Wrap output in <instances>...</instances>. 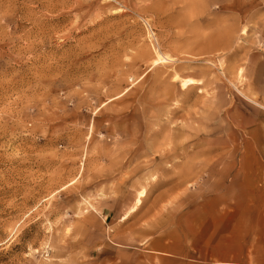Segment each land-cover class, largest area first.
<instances>
[{
    "label": "rangeland",
    "instance_id": "obj_1",
    "mask_svg": "<svg viewBox=\"0 0 264 264\" xmlns=\"http://www.w3.org/2000/svg\"><path fill=\"white\" fill-rule=\"evenodd\" d=\"M0 264H264V0H0Z\"/></svg>",
    "mask_w": 264,
    "mask_h": 264
},
{
    "label": "bare ground",
    "instance_id": "obj_2",
    "mask_svg": "<svg viewBox=\"0 0 264 264\" xmlns=\"http://www.w3.org/2000/svg\"><path fill=\"white\" fill-rule=\"evenodd\" d=\"M163 59H166L167 60V56L166 57H162V55L161 56H157V58H156V60H155V62H160V61H162ZM196 83V81L194 80V79H192V78H185V79H182L181 80V86L183 87V88H185V87H187V86H189V85H192V84H195ZM235 144V143H234ZM235 147V146H234ZM143 191V190H142ZM142 193V192H141ZM140 196H141V194H140ZM140 196L136 199V202L137 203H139L140 202Z\"/></svg>",
    "mask_w": 264,
    "mask_h": 264
},
{
    "label": "crops",
    "instance_id": "obj_3",
    "mask_svg": "<svg viewBox=\"0 0 264 264\" xmlns=\"http://www.w3.org/2000/svg\"><path fill=\"white\" fill-rule=\"evenodd\" d=\"M177 247H178L177 241H171L166 244H162L161 252L164 254H177L178 251H175Z\"/></svg>",
    "mask_w": 264,
    "mask_h": 264
},
{
    "label": "snow or ice",
    "instance_id": "obj_4",
    "mask_svg": "<svg viewBox=\"0 0 264 264\" xmlns=\"http://www.w3.org/2000/svg\"><path fill=\"white\" fill-rule=\"evenodd\" d=\"M141 195H143V193H141Z\"/></svg>",
    "mask_w": 264,
    "mask_h": 264
}]
</instances>
